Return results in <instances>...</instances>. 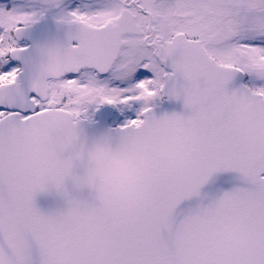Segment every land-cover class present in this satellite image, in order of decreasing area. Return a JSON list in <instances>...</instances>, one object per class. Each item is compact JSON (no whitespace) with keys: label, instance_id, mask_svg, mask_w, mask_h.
I'll return each mask as SVG.
<instances>
[{"label":"snow or ice","instance_id":"obj_1","mask_svg":"<svg viewBox=\"0 0 264 264\" xmlns=\"http://www.w3.org/2000/svg\"><path fill=\"white\" fill-rule=\"evenodd\" d=\"M0 264H264V0H0Z\"/></svg>","mask_w":264,"mask_h":264},{"label":"water","instance_id":"obj_2","mask_svg":"<svg viewBox=\"0 0 264 264\" xmlns=\"http://www.w3.org/2000/svg\"><path fill=\"white\" fill-rule=\"evenodd\" d=\"M179 110V108H177ZM83 134L88 139L93 138L96 135H99L100 130L96 128L93 123L85 121L82 124ZM78 173H82L83 169L78 168L76 170ZM67 195L73 198L88 200L91 201L94 199V192L85 187L80 188L76 183L69 179L66 182ZM37 207L44 213H55L62 211L67 208V196L58 193L55 189L39 194L36 197Z\"/></svg>","mask_w":264,"mask_h":264},{"label":"clouds","instance_id":"obj_3","mask_svg":"<svg viewBox=\"0 0 264 264\" xmlns=\"http://www.w3.org/2000/svg\"><path fill=\"white\" fill-rule=\"evenodd\" d=\"M89 163L93 168H98L101 171H105L108 166L99 150V147L95 145L90 149Z\"/></svg>","mask_w":264,"mask_h":264}]
</instances>
